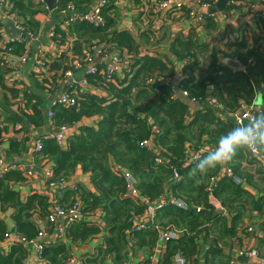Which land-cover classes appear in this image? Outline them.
Listing matches in <instances>:
<instances>
[{
  "label": "trees",
  "instance_id": "1",
  "mask_svg": "<svg viewBox=\"0 0 264 264\" xmlns=\"http://www.w3.org/2000/svg\"><path fill=\"white\" fill-rule=\"evenodd\" d=\"M88 1L57 0L54 13L61 16L60 11L67 9L71 3L77 14H82ZM119 1L106 0L99 11L103 18L101 25L76 19L68 27H62L61 16L58 21L54 19L57 23L52 26V40H59L60 45L66 43L65 48H70L78 58L83 56L84 46L96 39L110 45L111 49L126 51L129 55L127 67L121 73L111 75L113 81H105V65H98L94 73L84 75L88 88H76L78 100L74 106L51 105L52 119L57 127L70 124L76 129L66 138V147L57 144L54 139H43L41 152L35 153L41 161L46 159L51 162V179H71L76 168L80 167L82 173L89 176L92 188L74 181L61 191L59 187L53 189V195L32 192L22 200L14 185L28 181L27 177L20 169L8 170L0 179V209H11L12 213L9 223L0 218V242L5 243L4 234L10 224L26 239L34 238L41 228L55 230L57 223L47 220L53 200L66 208L79 195L84 217L68 224L66 236L53 238L44 248L43 256L52 264L60 263L70 255L64 240L86 242L99 234L102 241L97 248L98 256L88 257V264L103 262L106 255H111L113 261L119 264L129 259L133 248L144 250L147 256L141 263H132L131 260L129 264H149L148 256L157 245L159 234L167 230H175L178 236L164 243L162 264H173L172 257L176 253L185 258L186 264H197L200 238L208 245L205 264H226L227 256L223 254L222 247L228 239L237 235L243 219L252 211L264 215V164L262 159L252 157L248 147H242L237 148L233 159L226 165L209 169L203 176L196 165L215 150L220 138L238 130L232 120L218 116L211 107L201 105L188 121L186 115L191 104L207 96L208 85L213 86L212 95L228 112L237 109L240 102L251 103L256 96V87L258 101L255 103L258 108L252 111L253 120L244 122V133L264 119V42L249 44L240 38L224 41L222 49L213 44L221 38L219 34L209 42L200 41V30L212 35V31L216 32L219 27L215 15L203 11L199 30L191 27L187 33H176L169 43L170 53L179 62L176 66L164 54L157 56L149 54L147 49L146 52L140 51L138 37L147 39L145 46L157 47L156 42L149 38L155 37L158 41L164 36H156V30L152 28L151 21L155 19L153 0H134L137 5L134 22L138 27L140 24L148 26L142 30L138 28L135 33L118 29L121 16ZM203 1L211 5L217 2ZM7 5L17 11L24 30L35 34H40L44 18L51 11L42 0H6ZM236 8L240 7L236 4L224 7L226 12ZM2 28L0 20V88L4 94L3 103L9 106V95L17 98L20 93L19 100L23 105L18 109L20 118L15 119L9 114L7 120L14 126L23 119L35 126H43L45 110L42 99L28 89L17 87L20 79L6 86L7 76L13 68L7 64L2 52L8 50L11 54L21 55L25 52L26 41H4ZM68 35L70 44L64 42ZM62 50L58 58L62 63L60 80L70 61L65 49ZM223 55L237 57L243 62L253 57L254 81L248 74L232 71L221 61ZM48 64L49 59L45 68ZM157 77H162V81L156 82ZM53 83L54 89L60 84ZM53 83L46 82L45 85ZM183 90L187 92L186 97L182 96ZM92 116L97 117L93 125L80 123L83 118ZM25 141L26 138L17 140L11 137L7 156L17 161L24 153ZM143 141L150 143L144 144ZM260 152L264 157V148ZM195 154H198L197 159H192ZM171 161L179 163V174H176L177 167ZM226 168H231L241 182L227 175ZM124 170L136 177L138 194L126 192ZM209 185L210 191L207 189ZM210 193L214 198H210ZM163 195L167 197L166 203L153 218L148 217V203ZM171 198L181 199L185 207L175 205ZM92 213H98L101 222L87 218ZM137 225L143 227L138 229ZM6 247L8 250L0 248V264H24L30 251L27 246L12 242Z\"/></svg>",
  "mask_w": 264,
  "mask_h": 264
},
{
  "label": "built area",
  "instance_id": "2",
  "mask_svg": "<svg viewBox=\"0 0 264 264\" xmlns=\"http://www.w3.org/2000/svg\"><path fill=\"white\" fill-rule=\"evenodd\" d=\"M143 1V0H142ZM145 1V0H144ZM218 1V0H217ZM153 12L155 19L151 21L152 28H158L161 25H164L165 22L172 23L173 20L178 18L181 15H184L185 13L182 10H185L188 14V21L190 22L189 28L195 27L198 25L199 30L201 28L200 24L203 21V11L208 12V9L212 7L213 5L209 4L206 1L203 0H153ZM106 3V0H89L86 4V7L84 8V12L82 14H77V12L74 10L73 5L71 3L68 4L67 9H63L60 11V14L62 16V27H68L70 23L76 19H85L89 23L94 25H101L103 24V18L100 16V8L104 6ZM143 3V2H142ZM238 3V4H236ZM6 0H0V6H5ZM243 5L245 7V10H249L247 14L252 19H264V0H259L256 3H251L247 0H232L228 1L226 5ZM189 10H188V9ZM196 8L197 10H194ZM233 12V10H230ZM69 14V15H68ZM215 19L217 23L219 24L218 30L212 31V35L205 36L206 40L208 42L210 39L214 38L219 34V36L222 38L223 41H236L240 39L238 33L234 32V25L237 24L238 27H242L243 20H241V16H236L232 19L230 17H227L225 14V9L222 11L214 14ZM2 16V17H1ZM0 16V19L7 18L9 19L13 25L20 30V32H23L25 34V38L23 39L26 41L25 45V52L21 55H15L9 53L8 50H5L2 52V54L6 57L7 64L13 68V70L10 72V75L7 76V83H11L13 81L18 80V78L21 75V69L17 66V63H24L27 60L26 54L27 51L30 49L31 45L34 43H37L36 51H35V60L33 63L32 71L35 73H39L43 68L46 66L47 58H46V50L48 47L47 43L41 42L40 34H35L31 31H25L21 18L17 11L12 10L11 6L7 5L5 6V9L3 10L2 15ZM67 16H69L67 18ZM44 18V22H45ZM53 24L51 27L49 26V36L50 41L54 45L59 44V40L53 41ZM3 31V28H2ZM200 32V31H199ZM4 33V31H3ZM201 33V32H200ZM204 36V34L200 35ZM13 40V38H9L4 34V41ZM227 39V40H226ZM21 41V39H17ZM59 48V55L63 53V50ZM223 49V47L221 46ZM65 52L67 53V56L69 57V67L63 72V78L60 80V84L63 88L62 92H60L53 101L50 102V106L48 109V121L51 124H54L52 115L53 112L51 110V105L57 103L60 105H63L64 107H70L74 106L76 104V101L78 100L76 96V88H88V84L82 77H77L76 73L77 71L82 72L84 75L85 73H94L96 71V67L98 65H105L104 66V72L105 75V81H113L112 76L114 73H121L123 69L127 67V58H129V55L126 51H120L116 49H111V46L99 41L95 40L91 43H88L83 48V59L82 57H76L73 55V52L70 51V48H65ZM82 59V61H80ZM221 61L227 65L232 71H240L243 74L250 75L249 78L251 81H254V65H255V59L253 57H250L246 59V62H243L237 57H232L228 55H223L221 58ZM78 79V80H77ZM162 81V77H157L156 82ZM87 86V87H86ZM213 89L212 85H208L206 90L208 91L207 96L204 98L206 103L215 110V113L219 116H223L224 118H229L234 122L236 125V130H238L241 133H244L243 131V124L246 120H253V110L258 108V105L255 103L258 101L257 98V90L255 89V98L253 101L249 104H245L243 102H240L239 107L232 112L225 111L221 105L215 98V96L212 95L211 91ZM94 90V89H93ZM95 91V90H94ZM187 92L182 91V96H186ZM199 100V102L203 101ZM193 102L196 100L191 99ZM197 102V103H199ZM204 102V101H203ZM76 126L70 125V124H64L58 127L57 131L51 132V131H45L43 133L35 134L34 138L32 140L33 145V152L34 153H40L42 148V141L43 139H54L57 144L63 145L66 141V138L75 132ZM144 144H149L150 142L143 141ZM206 149H209V147L204 146ZM249 151L252 154V157H257L262 159V163L264 164V157L262 153L259 151L257 152L254 149L248 148ZM198 154L193 155L192 159H197ZM157 161H160V158H156ZM42 162H46V159H44ZM22 170L24 175L27 177V180L33 176L34 169H31L27 166H24L23 163L17 162V161H7L0 158V179L3 177L4 173L8 170ZM226 174L231 176L236 182L240 183L241 179L235 176L232 173L231 168L225 169ZM42 173L43 178L45 179V182L48 184V187L53 190L56 188H60V191L63 190L64 187H66L68 184L74 182L71 181L69 178L68 180H59L51 179L52 172H51V166H48V164H44L41 166V169L39 170ZM124 178L126 182V192L130 195H136L138 194L137 191V179L134 175H132L130 172L124 170ZM208 191H210V185L208 186ZM79 195H76L74 197L73 202L67 206L66 208H62L59 205L56 204V201L53 200L52 208L49 212V215L47 216V220L50 222H56L57 226L55 230L48 231L46 228H41L38 230L37 235L32 239H26L25 237L21 236L15 229L14 225L10 224L8 225V228L4 234L5 238V244L3 247L7 246L8 243L12 242H20L27 246L30 251H33L35 258L37 259V264H52L50 263L46 258L43 256L44 248L46 247L47 243L51 240H54L53 238H59L62 239L65 237V228L68 226V224L76 222L81 220L85 212L83 210V202L79 200ZM210 198L212 197L210 193ZM147 202V199H145ZM167 197L161 196L158 200L148 203L147 208V216L150 218H153L156 211L162 207L164 203H166ZM170 201L174 203L175 205L185 207V203L179 199V198H171ZM55 202V204H54ZM218 207V205H217ZM143 226L137 225V228H141ZM248 230H250V227H248ZM178 234L175 230H167L164 232H161L158 237V243H162L164 247V243L170 239L177 237ZM162 247V248H163ZM240 255L245 256H253L257 258L256 264H264V257H260L257 254V251L255 249H246V250H240ZM88 259L85 255H76L72 254L69 255L65 260H63L60 263L56 264H87L86 260ZM129 259L122 261L119 264H129ZM173 264H186L185 258L180 254L176 253L172 257Z\"/></svg>",
  "mask_w": 264,
  "mask_h": 264
},
{
  "label": "crops",
  "instance_id": "3",
  "mask_svg": "<svg viewBox=\"0 0 264 264\" xmlns=\"http://www.w3.org/2000/svg\"><path fill=\"white\" fill-rule=\"evenodd\" d=\"M244 1V0H243ZM251 3H256L259 0H247ZM238 4V3H236ZM118 5L119 12L121 14L120 20L118 21L117 27L118 29H128L133 32H137V29L140 30L146 29L148 26H143L140 24V26H136V23L134 20L136 19L137 14V5L129 4L127 7L122 6L123 0H120ZM241 9L239 12H236L237 16H241V20H243L244 25L242 27H238L237 24L234 25V32L238 33L239 37L242 38L243 34H247L248 37L244 38L246 42L249 44H254L257 42L258 44H262L264 42V21H261L259 25V19H252L247 12L249 10H245V7L243 5H238ZM3 7H0V16L3 13ZM55 11H49L48 15L46 16V20L43 23L42 27L39 30L40 33V39L41 42L47 43L48 47L45 52L47 58L49 59V64L46 68H43L39 73H35L32 71L33 63L35 60V51L37 47V43L33 44V47L31 45L30 49L27 51L26 57L27 60L24 63H17V66L21 68V75L18 79L19 87L20 89H28L31 93H34L38 95L42 99V104L45 110V122L43 126H35L34 124L30 123L26 119H23L19 121L15 126L13 123L9 120H7V117L9 114H11L15 119L17 117L20 118V114L18 109H16V105H14L15 101H20V93L18 94L17 98H9L10 99V105L8 106L6 103H3L4 101V94L1 91L0 88V158L4 160H12L11 157L7 156L6 150L9 147V139L11 137H15L17 140H21L23 138H26L25 141V150L23 155L17 160L20 163L22 162L24 166H27L31 169H34L33 176L28 179V181L20 184L14 185V188L17 189L21 195L22 200H25L26 197L32 193V192H38L41 194L46 195H53V191L48 188L46 185L45 179L42 176L41 166H43L45 163L48 164V166H51L50 161L42 162L40 158H37V155L33 152V145L32 140L34 138L35 134L43 133L45 131H57L58 127L55 124H51L48 121V109L50 106V102L54 100V98L60 93V85L58 84L54 89V83H59L61 78V72H62V63H59V48L55 47L53 43L50 41L49 36V26L54 25V22L61 19L58 18V15L54 13ZM54 15L57 17H54ZM2 17V16H1ZM56 21H55V20ZM173 24L169 26V33L166 36L167 41H169L161 50L159 42L157 47H148L145 46L143 41H140V39H144V36H141V38H137L138 42L140 43V51L146 52V49L148 50V53L151 55H157L162 56L161 54H164L167 58H169L172 54L169 50V43L171 42L172 38L176 33L183 32L187 33L189 30V25L191 21H188L187 18L178 17ZM262 19V18H261ZM264 20V19H263ZM57 23V22H56ZM247 25V27L250 28V30L247 32L242 31V28ZM201 31V30H200ZM156 36H158L156 34ZM66 41L70 44L71 38H69V35L65 38ZM201 40H206L205 36L199 37ZM229 41V40H228ZM60 45L59 47L61 49H65L67 45ZM161 50V51H160ZM54 61L56 62V66H54ZM59 63V64H58ZM179 65V62L177 63ZM60 66V67H59ZM45 76V81L49 82L51 81L53 84H50V86L45 85V83L41 82V74ZM40 74V75H39ZM48 78V79H46ZM6 86H10L8 83H6ZM47 86V87H46ZM51 87V88H49ZM53 88V89H52ZM202 106L210 107L206 101L204 100L199 103H193L190 105L189 110L186 115V121H188L191 116L193 115L194 111L197 108H200ZM21 106L22 103H21ZM6 109H9V111H5ZM97 121L96 116L83 118L80 123L81 124H88L93 125ZM23 125V127H22ZM62 147H66V144L61 145ZM71 181L77 182L79 185L82 183L83 185L87 186L89 189L92 188V184L90 182V178L87 174L82 173L80 167H77L75 172L72 174ZM11 209H6L2 211L0 209V218L4 219L7 223L11 221ZM87 218L91 220H95L97 222H101L99 218L98 213H92ZM248 227H250V230H248ZM102 241V235H96L94 238L86 241V242H69L68 240H64L69 248L70 254H76V255H85L87 257H94L98 256L97 248L99 244H101ZM3 244L0 242V248L3 250H8L7 247H3ZM162 243H157L154 250H152V253L148 256L149 257V264H162V255L164 253V247ZM208 245L203 241L202 238L198 241V257H197V264H205V252L207 250ZM246 249H255L257 251L258 256L264 257V215H259L257 212L252 211L249 216H246L243 219L242 228H240L237 232V235L228 239L226 241V244L222 247V252L227 256L226 264H256L257 258L253 256H245L240 255V250H246ZM147 256V253L144 250H138L136 248H133V251L129 254L128 258L130 261L132 260V263L143 261ZM24 264H37V259L34 256L33 251H29L27 254V257L24 261ZM88 264V263H87ZM97 264H116L113 261V258L111 255H106L103 262H98Z\"/></svg>",
  "mask_w": 264,
  "mask_h": 264
},
{
  "label": "clouds",
  "instance_id": "4",
  "mask_svg": "<svg viewBox=\"0 0 264 264\" xmlns=\"http://www.w3.org/2000/svg\"><path fill=\"white\" fill-rule=\"evenodd\" d=\"M0 20L2 21V19ZM242 147H248L257 152L261 151V148H264V119L257 121L246 133L237 131L220 138L215 150L209 152L202 160H200L196 165V169L200 170L204 176L209 172V169L212 170L230 162L233 159L237 148ZM198 180L199 179L196 181L198 182Z\"/></svg>",
  "mask_w": 264,
  "mask_h": 264
},
{
  "label": "rangeland",
  "instance_id": "5",
  "mask_svg": "<svg viewBox=\"0 0 264 264\" xmlns=\"http://www.w3.org/2000/svg\"><path fill=\"white\" fill-rule=\"evenodd\" d=\"M133 2V4H135V2H134V0H123V5L122 6H124V7H127L129 4H131ZM0 7H2V6H0ZM120 7V6H119ZM241 10H244V9H241V8H236V9H234L233 10V12L232 11H228V12H226L225 11V14H226V16L227 17H230V19H232V18H234L235 16H236V12H239V11H241ZM185 14L184 15H181V16H179L180 18L181 17H183V18H188V14L186 13V11L185 10H182ZM215 17H217V16H215ZM5 19H7V18H5ZM7 20H9V19H7ZM176 20H179V19H177L176 17H175V19L173 20V22H175ZM263 19H259L258 21H259V25H260V23H261V21H262ZM10 21V20H9ZM11 22V21H10ZM173 22L172 23H170V22H165L164 23V25H161V26H159L158 28H155V30H156V34L157 35H164L161 39H159L158 41L155 39V37H150L149 39H151V41H153V42H156V44L158 45L159 44V42H161V44H160V47H161V50H162V48L169 42V41H167L168 40V38L166 39V36L168 35V33H169V26L171 25V24H173ZM198 25L199 24H197V26H196V30L198 29ZM137 26V25H136ZM250 30V28L249 27H247V25H245L243 28H242V31H249ZM201 33H200V35H202V34H204V36H208L209 35V33L208 34H206L205 32H202V30L200 31ZM135 33V32H134ZM72 37V40H74V37L73 36H71ZM246 37H248L247 36V34H243V37H242V39H244V38H246ZM139 38V37H138ZM211 40V39H210ZM227 40V39H226ZM140 41H143V42H146L147 41V39L146 38H144V39H140ZM202 42H205L204 40H201ZM208 41V40H207ZM224 43V41L221 39V38H218V39H216L215 41H213V44L216 46V47H220L221 48V46L223 47V44ZM60 45V43L59 44H57V45H54L56 48H57V46H59ZM224 48V47H223ZM160 50V51H161ZM205 52H206V50H205ZM203 54H205V53H203ZM166 59H168V60H170V62L171 63H174L176 66H178V60H177V58L175 57V55L174 54H172L169 58H166ZM204 60V62H206V58H204L203 59ZM41 74V73H40ZM39 74V75H40ZM41 76V79H42V83H45L46 81L44 80L45 79V76L44 75H40ZM76 76L77 77H82L83 79H84V74L82 73V72H79V71H77V73H76ZM46 79H48V78H46ZM78 80V79H77ZM8 81V80H7ZM16 81H18V80H16ZM50 83H52L51 81H49ZM20 83H18L17 82V84H16V86H18ZM60 86H61V84H59ZM87 87V86H86ZM62 90H63V88H62V86L60 87V92H62ZM93 90V89H92ZM94 91V90H93ZM187 96V95H186ZM186 96H184V97H186ZM10 98H11V96H10ZM11 99H13V98H11ZM205 100V99H204ZM203 100V101H204ZM21 103L22 102H20V101H15V103H14V105H16V109H19V107L21 106ZM70 255H72V254H70Z\"/></svg>",
  "mask_w": 264,
  "mask_h": 264
},
{
  "label": "water",
  "instance_id": "6",
  "mask_svg": "<svg viewBox=\"0 0 264 264\" xmlns=\"http://www.w3.org/2000/svg\"><path fill=\"white\" fill-rule=\"evenodd\" d=\"M43 2L46 3L47 7L50 10H54L56 8V4H57V0H42ZM228 1H232V0H218L216 2L215 5H213L212 7H210L208 9L209 13L215 14L218 13L220 11H222L224 9V7L226 6ZM2 24H3V28H4V33L9 37V38H14V39H24L25 38V34L23 32H20L19 29H17L12 22H10L7 19H2ZM172 165L176 166V173L179 174V163L170 162Z\"/></svg>",
  "mask_w": 264,
  "mask_h": 264
}]
</instances>
